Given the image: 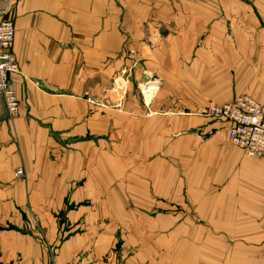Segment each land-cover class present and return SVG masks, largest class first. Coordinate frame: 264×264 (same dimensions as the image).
Listing matches in <instances>:
<instances>
[{
    "label": "crops",
    "instance_id": "obj_1",
    "mask_svg": "<svg viewBox=\"0 0 264 264\" xmlns=\"http://www.w3.org/2000/svg\"><path fill=\"white\" fill-rule=\"evenodd\" d=\"M236 1L232 16L188 27V39L176 33V182L150 186L148 166L127 151L62 149L107 125L85 96L100 86L101 45L121 44L101 35L117 27L101 21L102 1L20 0L11 76L19 115L11 120L0 100V264H224L212 260L211 232L264 231V160L203 116L235 97L264 102V0ZM167 204L176 213L158 211Z\"/></svg>",
    "mask_w": 264,
    "mask_h": 264
},
{
    "label": "rangeland",
    "instance_id": "obj_2",
    "mask_svg": "<svg viewBox=\"0 0 264 264\" xmlns=\"http://www.w3.org/2000/svg\"><path fill=\"white\" fill-rule=\"evenodd\" d=\"M101 1L102 6L104 4L101 8H106L101 12V21L117 26L115 30L102 29L101 35L106 32L108 37H115L121 44L110 39L109 44L101 45V63L97 66L95 61L94 70L101 76L100 86L97 89L95 86V90L91 86L85 96L87 101H96L100 107L96 112L107 125L101 124L96 139L86 136L82 142L62 141V149L76 148V143H82L86 150L90 144L112 152L127 151L134 166H148L150 186L161 182L171 185L176 182V33L187 37L188 27L220 22L226 16H232L226 13V8L235 7L237 1ZM19 2L11 0L9 3V15L15 22ZM91 46L85 47L91 49ZM94 58L92 54L87 57L90 62ZM143 151H148V158L135 155ZM141 158L146 159L142 164L139 163ZM124 159L118 158V165L128 164ZM133 177L134 180L145 179L139 172H134ZM156 209L154 206L150 213H156ZM158 211L164 215L173 214L176 205H162ZM211 233L214 262H264V231ZM197 239L198 244H202L197 249L198 259H204V239L200 232ZM254 246L256 251H253Z\"/></svg>",
    "mask_w": 264,
    "mask_h": 264
},
{
    "label": "built area",
    "instance_id": "obj_3",
    "mask_svg": "<svg viewBox=\"0 0 264 264\" xmlns=\"http://www.w3.org/2000/svg\"><path fill=\"white\" fill-rule=\"evenodd\" d=\"M11 0H0V100L12 120L19 115L20 103L11 83L18 72L13 54L14 21L9 15ZM204 117L219 125H227V139L240 148L246 157L264 160V102L240 96L222 106H211ZM23 168L15 171L17 178L24 177Z\"/></svg>",
    "mask_w": 264,
    "mask_h": 264
},
{
    "label": "water",
    "instance_id": "obj_4",
    "mask_svg": "<svg viewBox=\"0 0 264 264\" xmlns=\"http://www.w3.org/2000/svg\"><path fill=\"white\" fill-rule=\"evenodd\" d=\"M192 133H196V131H191ZM201 136V135H200ZM203 139L207 138L208 136H201Z\"/></svg>",
    "mask_w": 264,
    "mask_h": 264
},
{
    "label": "bare ground",
    "instance_id": "obj_5",
    "mask_svg": "<svg viewBox=\"0 0 264 264\" xmlns=\"http://www.w3.org/2000/svg\"><path fill=\"white\" fill-rule=\"evenodd\" d=\"M251 255V254H250ZM254 255V254H253ZM256 255V254H255Z\"/></svg>",
    "mask_w": 264,
    "mask_h": 264
}]
</instances>
